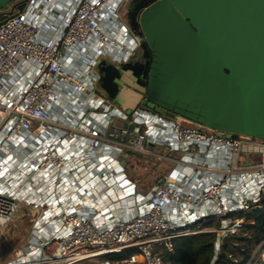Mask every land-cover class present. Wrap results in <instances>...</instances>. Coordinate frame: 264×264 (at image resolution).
Instances as JSON below:
<instances>
[{"label": "built area", "instance_id": "obj_1", "mask_svg": "<svg viewBox=\"0 0 264 264\" xmlns=\"http://www.w3.org/2000/svg\"><path fill=\"white\" fill-rule=\"evenodd\" d=\"M127 1L14 0L0 19V235L21 212L33 217L26 248L5 264H92L132 248L166 264L178 237L204 230L218 254L264 211V139L129 113L102 94L101 60L132 61L145 39L122 18ZM127 152L175 168L142 191ZM211 217L217 225L188 228ZM243 264H264V239Z\"/></svg>", "mask_w": 264, "mask_h": 264}, {"label": "water", "instance_id": "obj_2", "mask_svg": "<svg viewBox=\"0 0 264 264\" xmlns=\"http://www.w3.org/2000/svg\"><path fill=\"white\" fill-rule=\"evenodd\" d=\"M13 1L0 0V11ZM139 24L145 54H153L144 104L220 134L264 139V0H156ZM136 64L99 63L112 101L126 88L120 81L130 83L128 72L138 74ZM129 91L134 102L121 98L124 106L142 98Z\"/></svg>", "mask_w": 264, "mask_h": 264}, {"label": "rangeland", "instance_id": "obj_3", "mask_svg": "<svg viewBox=\"0 0 264 264\" xmlns=\"http://www.w3.org/2000/svg\"><path fill=\"white\" fill-rule=\"evenodd\" d=\"M9 10H11L10 5L2 9L0 11V19L4 18V14H6ZM129 75L130 74H128V76ZM127 85L129 86V84ZM120 86L124 87V84L121 83ZM123 89H121V96L114 100L115 105L130 113L139 105L142 99L133 106H124L121 100L130 97L131 94L129 91L130 89ZM150 159L152 160L146 159L148 160L146 162L154 166L155 171H158L156 166H158V164L160 165V163L157 164V162L153 158ZM153 160L156 164H154ZM26 215L27 214L24 211L21 212V214L16 218V220L6 228L3 234L0 235V264H5L9 262L14 258L17 251L26 248V245L29 240V233L33 225V217ZM255 223V219H248L246 221L245 228L240 233L235 235V238H238L234 239V242L236 243H232L229 248L223 251L226 253H232L230 255V259L233 262L241 260L243 256H250L251 254H253L257 250L260 242L264 239V226L260 227L257 224L255 225ZM108 261H111V263H109ZM113 261L114 260H108L106 257H99L92 264H143V256L141 255V252L139 250L134 254V258L127 263H118Z\"/></svg>", "mask_w": 264, "mask_h": 264}, {"label": "trees", "instance_id": "obj_4", "mask_svg": "<svg viewBox=\"0 0 264 264\" xmlns=\"http://www.w3.org/2000/svg\"><path fill=\"white\" fill-rule=\"evenodd\" d=\"M233 216H243L244 213H234ZM264 211L258 208L253 209L252 214L247 216L248 219H255L258 226H264ZM217 225L215 218H206L189 225V229L200 231L206 227ZM235 236L225 239L220 253L216 254V233L212 231L198 232L189 235H183L176 239L175 250L168 252L164 250V260L167 264H243L250 256H243L241 260L233 262L232 253L223 252L234 242ZM138 248L126 249L121 253L108 254V260L129 259L134 255Z\"/></svg>", "mask_w": 264, "mask_h": 264}, {"label": "flooded vegetation", "instance_id": "obj_5", "mask_svg": "<svg viewBox=\"0 0 264 264\" xmlns=\"http://www.w3.org/2000/svg\"><path fill=\"white\" fill-rule=\"evenodd\" d=\"M154 1H156V0H128L124 4V6L122 8L121 15H122V18L126 21L127 25L131 29H133V31L141 33L140 32L141 27L139 24L141 10L144 8L145 5L151 4ZM143 44H144V39L142 40L141 45H140L139 49L137 50V52H136V54L132 60L133 62L137 63L135 71L138 74L135 75V74H133L132 71L128 72L130 75L129 76L127 75L126 79L129 80L130 83H128L127 81H124V80H122V81L119 80V81H120V83H122L126 86H128L127 84H129V86L134 91H137L138 93L141 94L142 100L138 106H141L144 108H152L154 110L156 109L155 111L166 113V111L161 107L155 106V105L150 104V103L144 104V102H143L145 97H146V91H147V87H148V83H149L151 66L153 63V54L150 52L146 56L145 50L143 48ZM100 86H101V84H100ZM101 89L105 92V90L103 88H101ZM106 95H108V94L106 93Z\"/></svg>", "mask_w": 264, "mask_h": 264}, {"label": "crops", "instance_id": "obj_6", "mask_svg": "<svg viewBox=\"0 0 264 264\" xmlns=\"http://www.w3.org/2000/svg\"><path fill=\"white\" fill-rule=\"evenodd\" d=\"M124 87L133 90L129 86L125 85ZM101 92H102V94H106L102 89H101ZM126 100H127L126 104H128V105L130 103L134 102L131 99H126ZM113 103H115V101H113ZM73 128H74L73 130L79 135H88L86 133L87 130H83V129L77 127V125H73ZM124 156H125L124 162H125V164L128 165V175L130 176L131 179H133L137 182L138 186L140 187V189L142 191H147L148 189L151 188V186L153 184H155L157 182V180H158L157 175H159L160 172H167V171L169 172L175 168V166H173V164L171 165V164H169V162L163 161L160 163V165L158 164V166H156L158 171H155L154 166H152L150 163L146 162V161H148L146 159L152 160L150 158H147L144 156H136V155L131 154L129 152H127ZM154 164H156L155 161H154ZM176 168H177V170H176V172H177L179 170H182L184 168V166L178 165V166H176ZM188 168H189V166H188ZM39 213H40V210H39ZM26 216H30V215L28 214ZM204 231L206 232V230H204ZM204 231H201V232H204Z\"/></svg>", "mask_w": 264, "mask_h": 264}]
</instances>
